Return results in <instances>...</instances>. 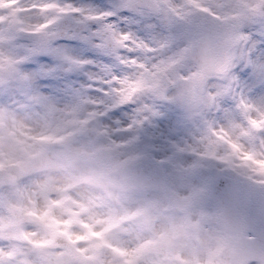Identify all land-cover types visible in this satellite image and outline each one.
Instances as JSON below:
<instances>
[{"label": "snow or ice", "instance_id": "obj_1", "mask_svg": "<svg viewBox=\"0 0 264 264\" xmlns=\"http://www.w3.org/2000/svg\"><path fill=\"white\" fill-rule=\"evenodd\" d=\"M0 0V105L80 97L98 129L170 181L174 158L207 165L210 212L259 211L233 181L264 193V0ZM250 264H261L253 259Z\"/></svg>", "mask_w": 264, "mask_h": 264}, {"label": "rangeland", "instance_id": "obj_2", "mask_svg": "<svg viewBox=\"0 0 264 264\" xmlns=\"http://www.w3.org/2000/svg\"><path fill=\"white\" fill-rule=\"evenodd\" d=\"M90 113L80 97L0 105V264H84L97 253L100 264H237L232 233L206 206L211 169L177 156L169 194L145 190L128 175L138 151L106 138ZM56 234L74 248L52 246Z\"/></svg>", "mask_w": 264, "mask_h": 264}, {"label": "water", "instance_id": "obj_3", "mask_svg": "<svg viewBox=\"0 0 264 264\" xmlns=\"http://www.w3.org/2000/svg\"><path fill=\"white\" fill-rule=\"evenodd\" d=\"M131 179L141 188L145 190L159 191L169 194L168 179L158 176L154 172L148 170L142 161L133 164L128 169ZM238 191H242L248 206L259 211V204L262 197V190L256 186L244 185L243 181H233ZM210 191V190H209ZM219 217L223 224L234 235L236 245V260L238 264H250L253 259L260 260L264 264V254H260L254 242L249 237V218L247 215L229 216L227 211H218ZM53 245L57 247H66L72 249L74 244L63 235H56ZM85 264H100V254L93 257H85L82 260Z\"/></svg>", "mask_w": 264, "mask_h": 264}]
</instances>
